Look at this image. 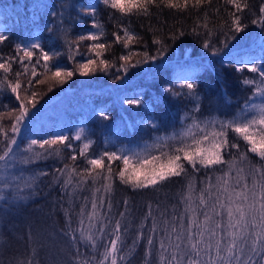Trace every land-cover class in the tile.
<instances>
[{"label":"snow or ice","instance_id":"1","mask_svg":"<svg viewBox=\"0 0 264 264\" xmlns=\"http://www.w3.org/2000/svg\"><path fill=\"white\" fill-rule=\"evenodd\" d=\"M102 3L113 10V15L122 18L147 17L154 8L188 14L193 17L191 33L213 56L227 48L228 41L238 40L248 27L243 13L249 9V0H218L214 9V0H102ZM219 4H223L228 18L217 25L213 21L220 15ZM59 7L66 10L76 5L62 3ZM80 11L85 18H92L91 27L96 31L71 39V25L64 26L63 11L59 13V24L48 28L50 33H56L55 39L62 41L60 46L67 48L68 59L74 64L72 69L54 64L61 53L47 51L39 38L14 44L10 55L0 54V93L10 94L15 105H0L4 109L0 111V219L9 209L21 208L37 196L38 186L45 182L50 187L59 186L61 195L51 204L53 211L59 206L64 214V226L46 238L27 220L24 232L19 234L26 250L13 257L10 264H132L138 253L137 245L143 249L142 264H264V63L249 58L233 66L237 72L246 70L253 75L241 81L243 90L250 95L243 97V104L237 98L238 107L232 114L203 116L201 85L192 75L183 74L177 77L181 90L166 82L157 101L171 104L173 100L183 102L180 100L183 97L191 105H186L180 115L179 128L173 120L171 132L154 134L134 144L118 145L106 138V147L95 152V141L89 138L88 130L79 127L74 134L60 132L46 139H31L20 148L17 136L41 96L35 86L48 84L47 90L51 91L76 73L91 76L107 72L117 67V63L119 69L128 72L138 64L157 60L169 48L163 38L154 36L152 45L158 46L155 55L147 50H133L131 46L140 37L122 24L112 33L114 40L101 42L104 29L95 19L96 6L81 5ZM57 15L52 13L54 18ZM255 17L250 23L264 31V3L259 5ZM221 29L223 40L217 34ZM185 35L184 29H178L170 33L169 39L180 41ZM8 39L0 32V44ZM83 43H87V53L77 62L75 58L81 55ZM113 44H121L126 54L109 61L105 53ZM134 56L141 59L133 62ZM14 65L18 70H14ZM124 103L140 106L143 101L129 98ZM98 115L105 121L112 119L105 111ZM146 124L153 133L167 127L155 118ZM73 141L79 142L78 150ZM66 152L70 155H65ZM49 159L62 167L39 170L37 162ZM19 166L28 167L16 174ZM174 180L182 181L174 202L168 203L166 193L164 201L150 200L138 224L132 218L128 198L123 200L124 209L114 212L112 194L117 182L134 192L159 194ZM12 227L15 229V225ZM132 227L135 232L129 246L126 236ZM7 239L0 232V245ZM57 239L64 248L49 261H43L41 250L48 241ZM60 253L63 257L58 259Z\"/></svg>","mask_w":264,"mask_h":264},{"label":"trees","instance_id":"2","mask_svg":"<svg viewBox=\"0 0 264 264\" xmlns=\"http://www.w3.org/2000/svg\"><path fill=\"white\" fill-rule=\"evenodd\" d=\"M62 3H71L76 7L64 10L59 7ZM261 3H264V0H249V9L243 13L244 23L248 25L247 29L238 40L228 41V47L213 56L200 46L195 35L191 33L193 17L188 14H177L167 9L160 11L154 8L152 14L147 17L122 18L119 14L113 15V10L107 8L102 0H0V32L9 37L5 43L0 44V54L3 55L12 54L13 45L16 43L39 38L47 51L61 53L54 60V64L72 69L74 64L68 59L67 48L60 46L62 41L55 39L56 33H50L48 28L59 24V13L63 11V19L66 21L64 26L71 25V39L87 31H96L91 27L92 18H85L84 13L80 11L81 5L89 4L96 6L95 19L104 29L101 42L110 43L114 40L112 33L118 31V24H122L140 37V41L131 46L135 51L147 50L155 55L158 46L152 45L154 36H160L169 45L168 50L157 60L138 64L136 67L129 68L128 72L119 69L117 63V67L91 76H80L76 73L65 83L53 86L51 91L47 90L48 84L35 86L34 90L41 93V96L27 124L22 127L21 133L17 136L20 148H24L31 139H46L60 132L74 134L79 127H85L88 130L89 138L95 141L93 145L95 152L106 147L104 143L106 138H111L118 145L134 144L147 140L154 134L171 132L173 120L179 128L180 115H183L186 105L188 107L191 105L183 97L180 98L183 102L173 100L171 104L157 101L166 82L171 83L175 90H181L177 77L183 74L192 75L201 85L199 95L202 97L203 116L234 113L238 107L237 98H240L239 104H243V97L250 95V92L243 90L241 81L253 74L246 70L237 72L233 66L249 58L264 63V31L259 25L250 23L256 18L255 13ZM217 5L218 0H214L213 9ZM219 7L220 15L213 21L217 25L228 18L223 11V4H219ZM53 12L58 14L57 17L52 16ZM178 29H184L186 35L180 41L169 39L170 33ZM222 31L224 30L221 29L217 33L221 40L224 39V36L220 34ZM120 34L122 35V32ZM213 42L215 43V40ZM144 45H147V48ZM217 46L222 47V45ZM185 52L188 53L187 56ZM80 53L81 55L75 58L77 62H80L82 56L87 53V43L80 45ZM121 54H126L123 46L113 44L105 53V58L109 61L118 60ZM136 59L141 57L134 56L133 62ZM186 60L188 64L184 63ZM14 70H18V66L14 65ZM42 70L41 68L40 71ZM117 76L120 79H116ZM129 98H139L143 104L127 105L124 100ZM228 100L231 101L230 104ZM12 101L10 94L0 93V105L15 106ZM3 110L0 108V111ZM100 111L107 112L112 119L102 120L98 115ZM153 118L162 121L167 127H161L160 133L149 131L151 126L147 125L146 121ZM4 123L7 125V119ZM73 144L78 150L79 142L73 141ZM65 155H70V152H66ZM37 163L40 166L39 170L45 171L62 167L61 163H53L51 159ZM78 164L82 166V161ZM27 167L19 166L16 174H19L20 169ZM181 183L180 180H174L157 194L134 192L131 188L117 182L112 194L114 212L123 210V200L128 198L132 218L138 224L140 217L147 211V203L150 200L156 201L158 198L164 201L166 193L168 203H173V197L179 192ZM37 191L39 193L37 196L32 197L21 208L9 209L8 213L0 219V232L8 237L7 242L0 245V264H10L13 257L25 252L26 244L19 238V234L24 232L27 220L33 222L34 230H38L42 238H46L49 233H58L64 226L63 211L59 209V206L53 211L51 204L61 195L59 186L50 187L45 182L38 186ZM78 204L79 201H77V210ZM134 232L135 228L132 227L126 236V243L129 246L132 245ZM136 247L138 253L132 259V264H142L143 249L140 245ZM62 248L64 244L59 239L54 242L48 241L47 246L40 252V258L47 262L53 256H57ZM62 257L63 253H60L58 259Z\"/></svg>","mask_w":264,"mask_h":264}]
</instances>
